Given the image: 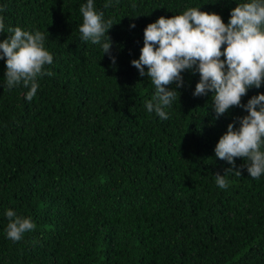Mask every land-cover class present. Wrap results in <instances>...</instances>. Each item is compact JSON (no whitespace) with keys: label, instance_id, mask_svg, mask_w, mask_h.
I'll return each mask as SVG.
<instances>
[{"label":"trees","instance_id":"trees-1","mask_svg":"<svg viewBox=\"0 0 264 264\" xmlns=\"http://www.w3.org/2000/svg\"><path fill=\"white\" fill-rule=\"evenodd\" d=\"M242 2L94 0L113 22L104 54L79 32L87 0H0V42L9 28L40 31L53 56L31 101L30 87L7 89L0 59V264H264V174L251 178L236 158L240 176L215 182L233 168L215 147L248 113L217 117L214 93L193 95L194 67L183 87L168 86L180 97L163 120L146 108L154 85L131 64L158 18L198 7L227 24ZM259 94L264 83L241 104ZM8 210L36 228L12 241Z\"/></svg>","mask_w":264,"mask_h":264},{"label":"clouds","instance_id":"clouds-1","mask_svg":"<svg viewBox=\"0 0 264 264\" xmlns=\"http://www.w3.org/2000/svg\"><path fill=\"white\" fill-rule=\"evenodd\" d=\"M109 6L105 4V8ZM79 11L82 39L100 44L104 54L110 53L112 42L107 33L113 27L112 20H104L103 12L95 9L94 0H87ZM4 28V18L0 16V33ZM8 32L11 33L8 39L0 42V59L6 61V87L11 90L21 83L30 87L26 99L31 101L39 87L37 77L52 75L44 71V66L52 64L53 56L45 48L44 33L18 26ZM143 37L139 59L131 64L141 77H149L155 87L151 101L146 102L147 111L155 112L163 120L169 119L166 109L180 93L168 86L175 83L177 89L183 87L181 73L195 67L200 81L193 95L214 93L212 101L217 117L232 107H243L248 113L238 118V128L235 123L227 126L215 147V156L233 166L225 175H215L217 186L221 189L229 186L228 173L240 176V170L233 171L236 158L246 161L242 167L247 168L251 178H260L264 174V94L253 96L246 105L241 104V99L250 88L258 89L264 83V0L238 4L231 10L227 24L218 14L190 7L182 14L162 16L148 24ZM115 62L112 58V63ZM6 217L7 237L14 242L36 228L31 218L17 216L12 210L6 211Z\"/></svg>","mask_w":264,"mask_h":264}]
</instances>
